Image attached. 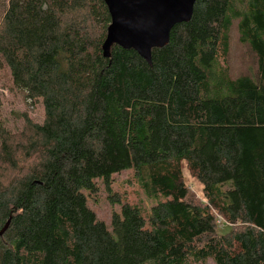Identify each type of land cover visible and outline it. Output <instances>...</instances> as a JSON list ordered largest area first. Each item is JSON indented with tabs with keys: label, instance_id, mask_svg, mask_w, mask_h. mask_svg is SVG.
Wrapping results in <instances>:
<instances>
[{
	"label": "trees",
	"instance_id": "trees-1",
	"mask_svg": "<svg viewBox=\"0 0 264 264\" xmlns=\"http://www.w3.org/2000/svg\"><path fill=\"white\" fill-rule=\"evenodd\" d=\"M109 24L102 0H0V70L43 112L0 115V264H264V0H196L151 66L105 59ZM233 25L253 76L230 75ZM126 170L163 201L106 225L88 201Z\"/></svg>",
	"mask_w": 264,
	"mask_h": 264
},
{
	"label": "rangeland",
	"instance_id": "rangeland-1",
	"mask_svg": "<svg viewBox=\"0 0 264 264\" xmlns=\"http://www.w3.org/2000/svg\"><path fill=\"white\" fill-rule=\"evenodd\" d=\"M227 65L232 78L245 75L253 76L256 73V60L248 47L239 43L235 25H233L230 33ZM0 108L1 118L10 131L22 130L25 118L37 123L41 122L43 117L41 105L35 102H28L20 92L12 87L11 79L6 70H0ZM182 174L184 184L190 188L192 198L199 201L202 187L190 177L185 165H182ZM116 198H122V200L125 198L129 204L139 206L145 215L150 213V208L163 201L161 197L155 200L147 198L138 187L133 173L126 170L113 177L110 197L101 187L96 196V201L89 199L88 207L99 220L109 225L112 212L118 211V207L111 203ZM228 231L229 228L225 229L218 223V235H223ZM206 264L213 263L209 261Z\"/></svg>",
	"mask_w": 264,
	"mask_h": 264
},
{
	"label": "water",
	"instance_id": "water-1",
	"mask_svg": "<svg viewBox=\"0 0 264 264\" xmlns=\"http://www.w3.org/2000/svg\"><path fill=\"white\" fill-rule=\"evenodd\" d=\"M108 10L110 24L101 47L105 59L117 46L134 51L151 66V51L168 45L171 30L188 23L196 0H102ZM10 219L0 230L8 229Z\"/></svg>",
	"mask_w": 264,
	"mask_h": 264
}]
</instances>
